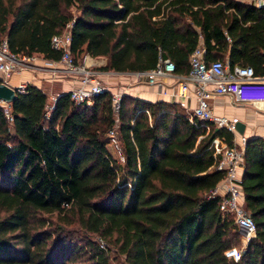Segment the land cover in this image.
I'll return each instance as SVG.
<instances>
[{
    "label": "trees",
    "instance_id": "obj_1",
    "mask_svg": "<svg viewBox=\"0 0 264 264\" xmlns=\"http://www.w3.org/2000/svg\"><path fill=\"white\" fill-rule=\"evenodd\" d=\"M67 22L73 60L102 56V70H142L160 56L185 73L201 44L206 60L264 73V4L0 0V39L14 53L57 60L49 39ZM68 93L46 108L44 91L25 82L8 116L0 104V264H113L110 251L124 264H264V135L247 136L242 148L239 185L254 231L232 259L224 250L239 236L211 193L222 170L211 154L201 174L173 169L191 157L180 148L197 130L180 102L121 92L114 111L108 89L89 102ZM114 124L122 159L107 148Z\"/></svg>",
    "mask_w": 264,
    "mask_h": 264
},
{
    "label": "built area",
    "instance_id": "obj_2",
    "mask_svg": "<svg viewBox=\"0 0 264 264\" xmlns=\"http://www.w3.org/2000/svg\"><path fill=\"white\" fill-rule=\"evenodd\" d=\"M246 1H250L255 6L264 4V0ZM68 25V22L65 23L60 32L50 36L51 47L60 50L59 58L53 63L56 65L60 62L66 71L76 75L75 84L68 89L69 98L74 102H89L94 93L107 89L109 86L102 85L96 77V67H91L89 64L92 63L85 62L84 58L88 55L87 53L81 56V62L78 63V61L73 60L68 46ZM34 59V54L27 55L10 51L6 39L4 37L0 39V79L4 80L14 70L34 66ZM129 72L143 83L159 84V77L173 75L175 70L172 60L168 57L158 56L154 66ZM189 84L195 97V103L186 108L187 118L197 129L203 126L202 130L198 129L192 135L198 138L205 135L209 136L205 148L211 149L213 167L222 170V176L211 189V193L220 195L218 207L222 212L230 214L231 222L235 230L240 233L244 243L254 231L253 219L245 211L239 199L241 197L240 177L236 172V169L241 166L242 148L246 137L234 130L233 122L237 118L215 113L211 108L209 99L215 95H225L231 103L249 101L255 105L263 104L264 73L254 74L250 66L238 62L229 63L226 59L211 58L206 60L203 57V46L197 44L188 55L187 71L177 76L174 86L170 90L161 91L170 99L174 98L180 101L188 95ZM23 87L24 82L19 81L16 89L21 90ZM120 93L119 91L110 92L111 106L114 111L117 109ZM51 98L48 108L52 106L55 95ZM8 105L7 103L4 105L6 116H8ZM219 128L231 131L232 135L229 142L225 140L223 135L215 133V130ZM106 133L108 136L107 144L114 146L119 152L115 124ZM120 158H122L121 155ZM99 245H104L100 238ZM239 253L240 249L234 246L224 250V255L230 256L232 259H237Z\"/></svg>",
    "mask_w": 264,
    "mask_h": 264
},
{
    "label": "crops",
    "instance_id": "obj_3",
    "mask_svg": "<svg viewBox=\"0 0 264 264\" xmlns=\"http://www.w3.org/2000/svg\"><path fill=\"white\" fill-rule=\"evenodd\" d=\"M84 59L85 62L92 63L94 66L101 64L103 62L102 56L86 55ZM53 61L55 62L56 60L43 59V62L41 63L42 65H40L41 67L30 66V67L14 70L6 78H4V80L3 79L1 80H3L8 85L15 87L17 86V83L19 81H23L24 83L30 82L40 87L44 91L46 96L49 95V97H52L53 95H56L60 91H67L76 82V75L66 71L60 62H59V69L53 68L51 65L54 64ZM35 64L37 63H35L34 61V65ZM96 69H97L98 79L100 80L104 79L109 83L115 82L116 80H120L121 77H123L124 75L125 77L129 76L131 78L133 76L132 73H130L129 71L118 72L110 69H103V70L99 68ZM182 74L184 73L175 71L173 75H162L161 77H159V84L143 83L139 79H136L135 82L131 83V81L129 82L128 80L127 88H129L130 92L136 93L139 97L144 99H148V100L167 99L171 101H176L177 99L174 98L170 99L166 94L162 93L161 90H170L174 86L175 79L177 78V76ZM177 101L180 102V104L184 108H189L195 103V97L192 92V88L190 84L188 88V95L185 98H182L180 101L179 100ZM209 102L212 110L214 111L216 109L217 112L214 111L215 113L224 114L226 116H235L237 119L239 120L241 119V121H243L244 123L243 135L245 137L250 135H264L263 126L258 127V124H255L254 121H252L251 119H245L244 117L237 116L236 114H227L224 111L222 112L217 108L219 105L222 104H229V105L233 104L230 101H228L227 96L215 95L209 99ZM246 103L257 109L260 108L261 111L264 110L263 109L264 103L255 105L249 101L241 102V104L243 105ZM245 109L253 111L248 108ZM260 125H264V124H260ZM253 128H257V129L253 131ZM241 171H242V166L236 169V172L239 175V177ZM240 196H241L240 200L242 202V195Z\"/></svg>",
    "mask_w": 264,
    "mask_h": 264
},
{
    "label": "rangeland",
    "instance_id": "obj_4",
    "mask_svg": "<svg viewBox=\"0 0 264 264\" xmlns=\"http://www.w3.org/2000/svg\"><path fill=\"white\" fill-rule=\"evenodd\" d=\"M71 10L73 11V7H71ZM34 61H35V63H37L34 66L41 67L40 65H42L41 63L43 62V59L39 55L35 56ZM79 61H78V63H79ZM51 65H52L53 68L59 69V63L56 64V65H54V64H51ZM89 65L91 67H94V65H92V64H89ZM97 79H98V76H97ZM136 79L137 78L135 76L134 77L132 76V78H131L129 76L125 77V75H124L123 77H121L120 80H116L115 82H112V83H109V82H107L104 79L103 80L98 79V80L100 81V83L102 85H106V86L110 85L109 86L110 88L107 87V89L110 92L111 91L127 92V93H130L131 95L138 96L136 93L130 92L129 88H127L128 80H129V82L131 81V83H132V82H135ZM51 100H52V98L49 97V95H47L46 96V105H45L46 108H48V104L51 102ZM165 100H167V99H165ZM168 101H171V100H168ZM0 104L3 107H5L4 105H6V103L3 102V101H0ZM244 107L248 108V109H251L253 111L247 110ZM217 108L220 111H222V112L224 111L227 114H236L237 116H242L245 119H251L252 121H254L255 124H258V127L263 126V128H264V125H260V124H264V110L261 111L260 108L257 109V108H255V107H253L251 105H248V103L243 105L241 103L237 104L236 102H233L232 105L222 104V105H219ZM183 109H184V111H186V108H183ZM214 111H216V109ZM186 113H187V111H186ZM202 128H203V126L198 127L199 130H202ZM255 129H257V128H253V131H255ZM194 136L195 135L191 136L190 141H189L190 144L188 143L189 146L187 148L186 147L185 148H180L181 149L180 152L191 153V157L185 163H180V164L173 165V169L177 173H179L181 175H185V174H187V175L188 174L189 175L201 174L204 170L208 169V167L211 165V157H210L211 149L210 148H205L206 147V143L209 140V136L205 135V136L200 137V138H198L197 136L196 137H194ZM107 148L112 153V155H116V157L119 156V152H117V149L114 146L107 144ZM44 215H49V214H44ZM51 217H53V215H51ZM232 226H233V224H232ZM67 228H72V229L79 230L78 226L74 225V223H71L70 225H68ZM236 232H237V234L239 236V239L234 244V247H236L237 249H240L243 246L244 243L242 241L240 233L238 231H236ZM90 235L92 237H97V239L99 241V237L98 236H96L95 234H90ZM100 239L103 241V244H106L107 246H110L109 242L105 238L102 237ZM110 252H111L110 253L111 255L112 254L115 255L114 258L111 260L112 263H115V262L121 260V258H122L121 255H118L114 251L113 252L110 251Z\"/></svg>",
    "mask_w": 264,
    "mask_h": 264
},
{
    "label": "water",
    "instance_id": "obj_5",
    "mask_svg": "<svg viewBox=\"0 0 264 264\" xmlns=\"http://www.w3.org/2000/svg\"><path fill=\"white\" fill-rule=\"evenodd\" d=\"M15 91H16L15 86H10L7 83H5L3 80H0V101L9 104L15 97ZM233 127L237 133L243 134V127H244L243 121L239 119H235V121L233 122Z\"/></svg>",
    "mask_w": 264,
    "mask_h": 264
}]
</instances>
